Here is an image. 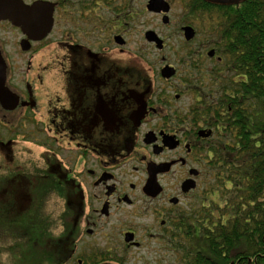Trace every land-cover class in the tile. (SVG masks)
Segmentation results:
<instances>
[{
	"label": "flooded vegetation",
	"instance_id": "1",
	"mask_svg": "<svg viewBox=\"0 0 264 264\" xmlns=\"http://www.w3.org/2000/svg\"><path fill=\"white\" fill-rule=\"evenodd\" d=\"M151 1L0 6V264L202 251L245 45L229 42L227 4Z\"/></svg>",
	"mask_w": 264,
	"mask_h": 264
},
{
	"label": "trees",
	"instance_id": "2",
	"mask_svg": "<svg viewBox=\"0 0 264 264\" xmlns=\"http://www.w3.org/2000/svg\"><path fill=\"white\" fill-rule=\"evenodd\" d=\"M221 13L232 29L229 42L245 45L241 96L229 98L234 118L241 121L234 124L228 183L219 195L224 208L213 231H205L197 244L202 251L186 253L181 263L264 264V0L227 4Z\"/></svg>",
	"mask_w": 264,
	"mask_h": 264
},
{
	"label": "rangeland",
	"instance_id": "3",
	"mask_svg": "<svg viewBox=\"0 0 264 264\" xmlns=\"http://www.w3.org/2000/svg\"><path fill=\"white\" fill-rule=\"evenodd\" d=\"M220 203V200L216 201ZM217 209V207H216ZM219 213H217V216ZM48 214L46 211H38V219H46ZM54 218H57L56 215ZM151 250L147 251L146 249L142 250V253L136 254L135 264H182L181 259L183 256H179L174 253L172 250H164L165 252H156L152 251V249H156L158 245L156 243H150ZM140 261V262H139Z\"/></svg>",
	"mask_w": 264,
	"mask_h": 264
},
{
	"label": "water",
	"instance_id": "4",
	"mask_svg": "<svg viewBox=\"0 0 264 264\" xmlns=\"http://www.w3.org/2000/svg\"><path fill=\"white\" fill-rule=\"evenodd\" d=\"M16 0H1L0 1V6L4 5V3L6 4H15ZM160 0H153L151 1V4H157ZM210 2H214V3H221V4H239L240 1L242 0H207ZM0 17H3L2 14L0 13Z\"/></svg>",
	"mask_w": 264,
	"mask_h": 264
},
{
	"label": "clouds",
	"instance_id": "5",
	"mask_svg": "<svg viewBox=\"0 0 264 264\" xmlns=\"http://www.w3.org/2000/svg\"><path fill=\"white\" fill-rule=\"evenodd\" d=\"M7 257L5 256V259H6Z\"/></svg>",
	"mask_w": 264,
	"mask_h": 264
}]
</instances>
